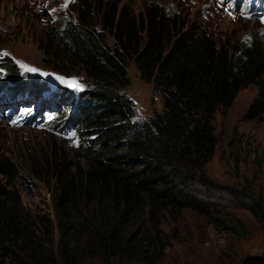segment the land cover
<instances>
[{"label":"trees","instance_id":"obj_1","mask_svg":"<svg viewBox=\"0 0 264 264\" xmlns=\"http://www.w3.org/2000/svg\"><path fill=\"white\" fill-rule=\"evenodd\" d=\"M73 2L75 14L39 46L48 64L79 65L91 83L76 94L67 86L56 94L46 87L43 98L59 94L70 101L54 127L88 131L78 149L87 165L55 146L29 148L24 160L0 147V264H82L91 257L154 263L167 242L162 221L186 208L204 209L212 222L234 229L240 219L210 213L207 164L217 147L216 111L230 106L240 89L258 86L244 117L264 119V43L219 39L156 1L139 11L122 0ZM130 60L162 95V109L142 119L124 90ZM0 67V87L20 85L11 59ZM21 90L10 96L28 91ZM21 166L45 184L52 211L24 203ZM247 195L256 196L250 209L264 228V195Z\"/></svg>","mask_w":264,"mask_h":264},{"label":"rangeland","instance_id":"obj_2","mask_svg":"<svg viewBox=\"0 0 264 264\" xmlns=\"http://www.w3.org/2000/svg\"><path fill=\"white\" fill-rule=\"evenodd\" d=\"M122 1L136 11L156 1L169 13L181 14L214 32L219 39L251 41L258 37L264 43V8L258 6V0H254L252 7L251 0ZM72 3L73 0H0V62L11 59L19 73L18 84L22 90H28L25 93L32 91V96L23 98L17 115L9 116L10 109L2 108L5 114L0 116V147L18 160L26 159L29 148L38 151L55 146L64 149L83 166L87 165L78 149L87 140L88 131L85 128L63 131L54 127L71 109L70 101L59 94L43 98L46 87L55 93L67 86L76 94L91 83L79 65L69 63L68 69H62L58 64L59 67L48 64L39 46L47 43L54 27L75 14ZM128 66L130 83L124 90L134 99L136 119L161 110V92L141 78L134 60H130ZM29 68L37 71H28ZM72 81L78 86H73ZM20 85L11 91H16ZM257 93L255 84L243 87L233 103L221 106L215 115L217 147L207 164L214 188L205 193L204 198L214 200L210 213L214 208L213 212L223 221L241 220L234 229L212 222L204 209L186 208L179 215L167 213L162 221L160 226L167 234V242L158 261L113 259L107 262L101 257H91L82 264H264V228L250 209L256 196L247 195L248 191L264 195V119L244 117ZM47 109L48 119L43 120ZM20 168L17 182L24 203L36 210L52 211L45 184L27 168ZM59 235L57 228V238Z\"/></svg>","mask_w":264,"mask_h":264},{"label":"snow or ice","instance_id":"obj_3","mask_svg":"<svg viewBox=\"0 0 264 264\" xmlns=\"http://www.w3.org/2000/svg\"><path fill=\"white\" fill-rule=\"evenodd\" d=\"M28 71H37V69H32V68H29V69H27ZM45 75H47L46 73H45ZM58 79H62V78H59L58 77ZM63 82V81H62ZM71 84L73 85V86H78V85H76V82L75 81H72L71 82Z\"/></svg>","mask_w":264,"mask_h":264}]
</instances>
